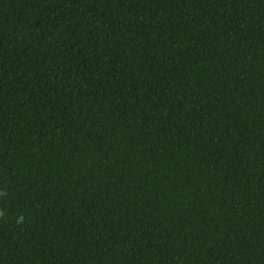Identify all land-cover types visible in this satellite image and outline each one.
Listing matches in <instances>:
<instances>
[{"label": "trees", "instance_id": "1", "mask_svg": "<svg viewBox=\"0 0 264 264\" xmlns=\"http://www.w3.org/2000/svg\"><path fill=\"white\" fill-rule=\"evenodd\" d=\"M0 264H264V0H0Z\"/></svg>", "mask_w": 264, "mask_h": 264}]
</instances>
